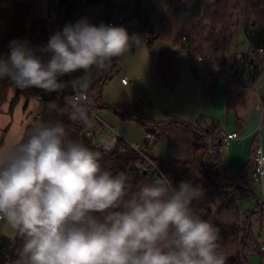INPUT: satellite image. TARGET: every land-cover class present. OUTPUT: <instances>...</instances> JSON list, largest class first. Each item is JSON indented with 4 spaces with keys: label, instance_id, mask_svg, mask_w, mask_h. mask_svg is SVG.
Wrapping results in <instances>:
<instances>
[{
    "label": "clouds",
    "instance_id": "clouds-1",
    "mask_svg": "<svg viewBox=\"0 0 264 264\" xmlns=\"http://www.w3.org/2000/svg\"><path fill=\"white\" fill-rule=\"evenodd\" d=\"M144 38L123 27L66 24L46 45L9 42L0 54V81L15 89L62 93L69 108L50 110L89 124V73L143 46ZM83 72L70 82L61 78ZM105 152L111 143L98 141ZM101 151L67 139L64 124H34L20 140L0 147V220L23 239L15 264H226L218 228L193 209L202 186L166 175L134 188L124 172L103 169Z\"/></svg>",
    "mask_w": 264,
    "mask_h": 264
},
{
    "label": "trees",
    "instance_id": "trees-1",
    "mask_svg": "<svg viewBox=\"0 0 264 264\" xmlns=\"http://www.w3.org/2000/svg\"><path fill=\"white\" fill-rule=\"evenodd\" d=\"M71 11L82 13L88 9L104 5L109 11L113 9L111 0H74L69 5ZM134 14L123 22L122 27L133 20L138 21L139 34L145 39L158 35V39L180 46L194 59L203 61L209 80L203 90V97L211 100L215 97L217 88L222 79H225V98L229 112L235 110L241 97L243 75L234 74L225 78L224 59L229 53L234 30L239 26L236 17L242 15L241 26L249 43L250 52L244 57V68L250 81L253 82L261 73L260 53L264 52V0H169L167 16L157 31H154L142 9V0L134 5ZM30 6L25 1L0 0V21L7 25V39L4 54L9 52V42L12 40H26L32 43L37 31L39 20H33L29 24ZM219 39L220 47L215 48L210 59L206 55V49ZM222 55V68L214 71L216 59ZM151 60L156 78L166 89H173L180 77V56L173 50L162 49L151 54ZM111 73L105 71L100 83L88 89L89 105L94 109L96 106L104 108L100 100V93L110 80ZM13 87L8 81H0V112L2 105L7 101L9 90ZM20 95L26 98L41 96L46 108L42 113L41 122L61 121L66 130L67 139L76 140L85 146L101 151L100 160L103 169L110 170L113 174L124 172L130 178L134 188L149 183L157 176L159 170L168 176L173 184L189 180L202 186L204 198L193 203L194 211L204 220L211 222L218 228V245L220 251L226 256V264H250V258L261 255V242L253 232L255 223H264L263 202L257 197L255 189L250 185L249 175L254 162L256 146L253 148L251 163L246 165L236 177L227 176L221 166L220 133L215 125L201 128L204 119L200 118L195 123H184L193 132L197 148L192 161H166L149 157L155 165L151 164L142 154L133 149L128 143L119 140L115 151L106 155L101 149L91 146L90 140L81 135L82 131L90 124H83L69 118L67 112L50 110L49 103L55 102L60 108H69L64 99L56 101V92L47 93L42 89L32 88L21 91L17 89L15 97L11 101L14 107ZM144 102L134 105H115L109 107L113 114L121 121H132L144 127L145 132H150L157 140L160 128L180 123L176 118L168 122H157L151 116L143 112ZM90 121L91 116L89 113ZM32 126L26 128V132ZM24 134V137H25ZM207 136L217 139L219 152V164L221 171L218 178L213 177L210 167L206 162ZM138 165L142 166L141 168ZM254 166V165H253ZM252 198L257 201L254 211L247 213L246 221H242V210L238 201L243 202ZM23 239L16 234L9 238L0 234V264H15L22 248Z\"/></svg>",
    "mask_w": 264,
    "mask_h": 264
},
{
    "label": "rangeland",
    "instance_id": "rangeland-1",
    "mask_svg": "<svg viewBox=\"0 0 264 264\" xmlns=\"http://www.w3.org/2000/svg\"><path fill=\"white\" fill-rule=\"evenodd\" d=\"M114 5V13H111V19L117 20L119 8L121 5L128 6L127 0H111ZM122 8V7H121ZM142 9L144 10L153 30H158L165 20L169 10V0H142ZM92 19L103 14L101 6H95L88 9ZM80 18V17H79ZM77 18L75 23L77 22ZM242 15L239 13L236 17V26L234 38L232 40L229 53L224 59L225 74L232 76L234 74H244V56L248 55L249 45L245 40L243 28L241 26ZM125 29L129 33L139 34L138 21L133 20L126 25ZM47 39L55 33L51 26H47ZM141 36V35H140ZM144 38V37H143ZM7 39V25L0 21V51L4 54L5 43ZM28 41V39H26ZM30 42V41H29ZM30 44L34 47H42L39 36L35 35ZM47 44V43H46ZM219 39L206 49V55L209 58L215 48H219ZM173 50L180 56V77L178 86L174 89H166L156 78L154 67L151 60V54L160 50ZM210 59V58H209ZM119 71L111 74L110 80L106 83L100 93V100L104 108L96 106L98 116L111 125L123 138L130 144H137L141 150L149 157L154 159H163L169 161H181L188 154V149L192 142V132L185 128L184 123L192 122L195 118V108L190 101L196 93H202L207 83V70L202 60L191 58L182 47L175 46L170 42H164L161 39L149 43L148 38H144L142 48L133 50L125 56L119 58ZM196 68V73L193 69ZM222 68V55L216 59L214 71ZM235 70H234V69ZM233 69V70H232ZM83 75L82 71L72 73V80ZM101 71L93 69L89 73V87L93 88L100 83L103 76ZM127 77L128 85L122 83V78ZM180 83V84H179ZM95 85V86H94ZM144 102L143 112L151 116L157 122H168L173 118L181 121L171 125L164 126L158 131V138L145 143V129L136 122L120 121L109 109L115 105H134L138 102ZM195 106V105H194ZM253 232L258 233L257 224L253 225ZM0 234L9 238H14L16 232L6 223L0 221Z\"/></svg>",
    "mask_w": 264,
    "mask_h": 264
},
{
    "label": "crops",
    "instance_id": "crops-1",
    "mask_svg": "<svg viewBox=\"0 0 264 264\" xmlns=\"http://www.w3.org/2000/svg\"><path fill=\"white\" fill-rule=\"evenodd\" d=\"M19 1H25L30 6L29 24H31L35 19L41 21V23L37 24L38 27L35 35L39 36V39H41L42 43L46 45L48 42L46 32L48 24L54 30V0ZM73 2L74 0H68L69 5H71ZM99 6L102 7L103 14L97 18L92 19V17H90L86 11L77 13L74 10L68 13L66 24H75L76 18L77 20L87 18L89 23L93 25H97L104 19H111V13H114V5L112 11H109L104 5ZM121 7L124 8L125 5H121L119 11L122 9ZM245 40L247 41L246 37ZM0 54H3L2 51H0ZM260 57L261 60H264V52L260 53ZM261 65V73L253 82L250 81L247 74L246 76L243 75V86L241 88L242 91L240 92L241 97L235 110L231 112L227 110L225 98V79L220 81L213 99H205L202 92L196 93V95L192 98L193 101H190L193 105V108H195V118H193L194 120L192 122L188 123L193 124L198 119L202 118L204 121L201 123V128L215 125L219 130H223L225 132H235L237 134V139L230 145V147H226L224 144L220 147L222 169L231 179L236 177L246 165L251 163L253 148L255 146L257 147L261 145L264 147V112L262 110V104L264 102V66L263 63H261ZM104 73L105 71H101L102 76H104ZM229 75L225 74V78ZM207 79L209 80L208 76ZM16 91L17 89L11 87L9 90L8 99L1 108L0 147L6 146L14 139L20 140L23 138L28 126H33L34 124L41 122L42 113L46 108V104L43 101H39L37 96L33 98H26L24 95H20L14 107L11 108V101L15 97ZM185 128L188 129L186 126ZM191 135V146L188 149V154L183 160H181L183 162L192 161L196 154V138L193 132ZM251 167L252 169L249 175L250 185L253 189H255L258 199L264 204V178L262 183H254L252 179L254 166L252 165ZM256 207L257 201L252 198L246 199L241 203V210L246 214L254 211ZM255 224L258 226V233L254 234L259 237L262 246L264 245V223L262 225L260 223ZM261 254H264V252L261 251ZM250 264H264V256H251Z\"/></svg>",
    "mask_w": 264,
    "mask_h": 264
},
{
    "label": "built area",
    "instance_id": "built-area-1",
    "mask_svg": "<svg viewBox=\"0 0 264 264\" xmlns=\"http://www.w3.org/2000/svg\"><path fill=\"white\" fill-rule=\"evenodd\" d=\"M128 6L122 8L118 13V19L112 20V19H104L100 21L97 25H99L101 22L105 24H111L114 26L122 27L123 22L130 18L134 14V5L137 3L138 0H127ZM54 31H61L63 27L66 25V19L68 17V8L64 3V0H54ZM119 58L113 61L112 66L108 69V72L111 74L117 73L119 70ZM65 82H70L72 80L71 74L65 75L61 78ZM123 84H128L129 80L127 77L122 78ZM242 91V90H241ZM73 89L72 86L69 83V86L64 90L62 93H57L56 101H60L64 99V102L67 105H71L73 100ZM88 96V92H87ZM37 99L39 101H43L42 97L39 95L37 96ZM89 100V97H88ZM89 107V113L91 116V122L88 125L87 128H85L81 135L87 139L90 140L91 146L96 149H101L106 155L112 154L116 146L119 142V140H122L126 143H128L123 136L115 130L111 125H108L106 122H104L97 114V111L88 104ZM262 110L264 112V102L262 104ZM220 133V142L226 147H230V145L237 139V134L235 132H225L223 130H218ZM101 137L107 138L111 143V149L110 151L105 152L102 147L99 146L98 141ZM154 139V135L150 132H146L145 135V143L144 146L148 147V143L151 142ZM207 155H206V162L210 167L211 173L213 177L218 178L219 173L221 171V167L219 164V152L217 148V139H215L214 136H207ZM133 149L138 151L140 154H142L151 164L155 165V163L145 155V153L141 150L140 146L137 144H130L128 143ZM253 175L252 179L254 183L260 184L263 181L264 178V147L261 145L256 147L255 155H254V162H253ZM139 168L142 166L138 165ZM159 174L163 175L162 172L159 170ZM241 201H238V206L241 208ZM242 221L245 222L247 215L242 211ZM1 221V220H0ZM261 251L264 252V245L261 246Z\"/></svg>",
    "mask_w": 264,
    "mask_h": 264
},
{
    "label": "water",
    "instance_id": "water-1",
    "mask_svg": "<svg viewBox=\"0 0 264 264\" xmlns=\"http://www.w3.org/2000/svg\"><path fill=\"white\" fill-rule=\"evenodd\" d=\"M158 38V35L152 36V37H148L149 43H153L154 41H156ZM194 73H196V68L193 69ZM221 144V142H220Z\"/></svg>",
    "mask_w": 264,
    "mask_h": 264
}]
</instances>
